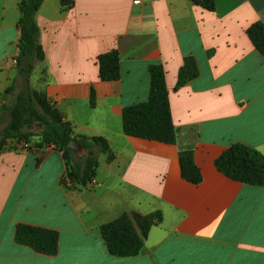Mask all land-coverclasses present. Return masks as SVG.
<instances>
[{"label":"crops","instance_id":"0c3cea01","mask_svg":"<svg viewBox=\"0 0 264 264\" xmlns=\"http://www.w3.org/2000/svg\"><path fill=\"white\" fill-rule=\"evenodd\" d=\"M213 1L207 10L191 0H73L66 9L42 0L35 21L44 59L30 86L63 113L74 136L104 138L113 159L97 152L93 181L66 188L61 152L35 149L36 137L25 145L8 140L0 149V264H264V186L233 180L214 165L235 142L264 155V56L246 35L252 23L264 24V0ZM18 2L0 0V101L10 83L13 94L23 84L15 64ZM111 49L120 77L102 81L97 56ZM186 56L198 75L178 86ZM149 64L164 68L172 144L122 129V109L148 97ZM184 149L192 151L198 183L181 176ZM156 212L160 220L137 255L109 254L103 224ZM18 223L56 230L57 252L18 244Z\"/></svg>","mask_w":264,"mask_h":264},{"label":"trees","instance_id":"16d2710c","mask_svg":"<svg viewBox=\"0 0 264 264\" xmlns=\"http://www.w3.org/2000/svg\"><path fill=\"white\" fill-rule=\"evenodd\" d=\"M207 10L214 9L213 0H191ZM42 0H19V37L15 57L17 74L22 78V88L13 94V82L5 90L12 95L8 104L1 109L8 114V120L0 131V149L11 139L28 144L32 137L35 149L52 146L61 152L65 171L60 182L66 188L84 187L93 181L98 169L97 152L105 153L111 161L113 155L107 141L100 136H74L72 125L63 113L42 91L30 86V76L35 64L44 59V52L38 40L39 28L35 15ZM62 8H69L73 0H60ZM252 45L264 56V24L252 23L246 29ZM99 78L114 81L120 77L119 55L116 49L97 56ZM149 91L146 101L124 107L121 111L122 129L126 135L172 144L176 141V130L172 122L165 72L161 64H149ZM198 75V66L192 56H186L177 73V85L181 86ZM90 106L95 104L93 88L89 96ZM75 139L83 149L81 155L74 154L68 143ZM181 176L191 182L201 179L194 163L191 149L178 154ZM214 165L225 176L249 185L264 186V155L256 149L235 142L230 144L215 160ZM139 229V233L136 226ZM160 220L158 212L141 216L133 213L121 214L103 224L100 233L109 254L115 257H131L139 253L142 238L150 226ZM14 240L38 253L54 255L58 249V232L51 228L18 223L14 230Z\"/></svg>","mask_w":264,"mask_h":264},{"label":"rangeland","instance_id":"374dc122","mask_svg":"<svg viewBox=\"0 0 264 264\" xmlns=\"http://www.w3.org/2000/svg\"><path fill=\"white\" fill-rule=\"evenodd\" d=\"M18 90H19V88L15 89L16 92ZM9 102H10V98L8 95L6 97H4L3 101H0V129L8 119V114L6 111L1 109V105L2 104H8Z\"/></svg>","mask_w":264,"mask_h":264},{"label":"water","instance_id":"95a60500","mask_svg":"<svg viewBox=\"0 0 264 264\" xmlns=\"http://www.w3.org/2000/svg\"><path fill=\"white\" fill-rule=\"evenodd\" d=\"M67 147L76 155H81L83 153V149L82 147L80 146V144L75 140V139H72Z\"/></svg>","mask_w":264,"mask_h":264},{"label":"built area","instance_id":"2783aa9c","mask_svg":"<svg viewBox=\"0 0 264 264\" xmlns=\"http://www.w3.org/2000/svg\"><path fill=\"white\" fill-rule=\"evenodd\" d=\"M135 1L138 2L139 0H135ZM20 144H21V145H25V143H23V142H21Z\"/></svg>","mask_w":264,"mask_h":264}]
</instances>
